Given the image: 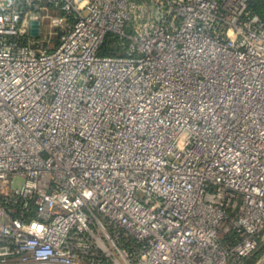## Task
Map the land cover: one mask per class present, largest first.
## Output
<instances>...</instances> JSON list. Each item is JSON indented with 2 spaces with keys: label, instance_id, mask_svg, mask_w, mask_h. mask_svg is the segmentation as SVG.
Segmentation results:
<instances>
[{
  "label": "built area",
  "instance_id": "obj_1",
  "mask_svg": "<svg viewBox=\"0 0 264 264\" xmlns=\"http://www.w3.org/2000/svg\"><path fill=\"white\" fill-rule=\"evenodd\" d=\"M251 2L0 0V264H264Z\"/></svg>",
  "mask_w": 264,
  "mask_h": 264
},
{
  "label": "trees",
  "instance_id": "obj_2",
  "mask_svg": "<svg viewBox=\"0 0 264 264\" xmlns=\"http://www.w3.org/2000/svg\"><path fill=\"white\" fill-rule=\"evenodd\" d=\"M251 9L259 16L264 17V0H252ZM115 42L116 39L112 35H109L106 38V44L102 50V54L106 55L108 53L114 52Z\"/></svg>",
  "mask_w": 264,
  "mask_h": 264
},
{
  "label": "rangeland",
  "instance_id": "obj_3",
  "mask_svg": "<svg viewBox=\"0 0 264 264\" xmlns=\"http://www.w3.org/2000/svg\"><path fill=\"white\" fill-rule=\"evenodd\" d=\"M46 35H47V23L43 22L42 27H41V35H40L41 38L40 39L46 38ZM53 41L58 42V38H54ZM21 184H22V181L20 179H17L14 181L15 186H20Z\"/></svg>",
  "mask_w": 264,
  "mask_h": 264
},
{
  "label": "water",
  "instance_id": "obj_4",
  "mask_svg": "<svg viewBox=\"0 0 264 264\" xmlns=\"http://www.w3.org/2000/svg\"><path fill=\"white\" fill-rule=\"evenodd\" d=\"M36 15H32V18H33V21L31 23V30H30V34L32 36H38L39 35V30H38V27H39V21L36 20Z\"/></svg>",
  "mask_w": 264,
  "mask_h": 264
}]
</instances>
